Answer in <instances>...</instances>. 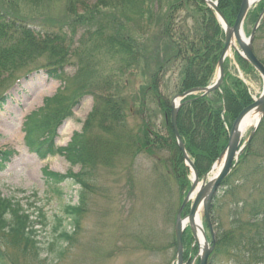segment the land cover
I'll return each instance as SVG.
<instances>
[{
    "label": "rangeland",
    "instance_id": "obj_1",
    "mask_svg": "<svg viewBox=\"0 0 264 264\" xmlns=\"http://www.w3.org/2000/svg\"><path fill=\"white\" fill-rule=\"evenodd\" d=\"M85 1L93 8L99 0ZM174 1L158 0L157 3L163 5L165 10L167 4ZM1 5L11 17L19 16L29 27L64 35L68 45L77 48L79 55L71 58L72 64L66 69V83L47 85V75L40 71L25 78L32 66L21 70L7 82L10 89L1 102L4 106L1 108L0 105V194L14 197L34 214L36 235L42 250L37 255L35 252H25L21 248L10 246L4 233L0 232L2 256L8 264H176L177 214L193 185V171L178 151L174 157L167 149L159 150V145L172 141V135L156 104L151 100L147 102L146 99L144 114L140 104L128 105L131 94L136 97V93H139L142 99L140 89L143 83H135L132 87L121 84L124 86L121 89L122 99L126 101V123L122 118V123H114L108 133L103 135L104 138H109V144L102 146L104 155L100 152L102 147L96 145L97 138L103 132L98 127V121L92 124L88 140L86 138L89 151L95 158V163L93 160L89 162L92 165L85 167L82 162L73 163L63 152L58 155L48 153L44 159L35 150L36 144L53 139L54 147L63 151L76 134H83L85 124L91 118L94 108L100 104L99 97H102L103 92L92 88L93 93H88L82 86L88 83L96 69L104 77L107 72L110 75L119 73L118 64L122 57L110 62L108 58L112 56L102 50L95 55V67L90 72H84L87 65L81 64L80 58L85 55V46H89L96 35L109 38L116 33L115 30L127 27L122 13L106 7H100L97 13L80 9L78 17L81 18L75 19L67 15L64 3L38 6L27 0H0ZM259 17L249 21L248 30H245L247 37L258 23ZM260 24L253 44L258 58L264 62V25L262 27ZM80 45L84 47H78ZM83 61L85 62V58ZM243 61L239 62L233 50L227 62L228 71L243 80L252 97L258 99L263 93L264 80L247 61ZM40 62L45 63V60ZM175 67L164 72L166 77L162 88L164 94L169 91L172 102L179 95L177 84L180 82V68L177 66L174 69ZM121 68L125 71L123 75L120 74L121 83H125L132 69L128 71L124 65ZM96 76L93 75V78ZM137 78L140 79L139 76ZM16 79L21 81L16 84ZM141 81L143 82L142 79ZM65 108L66 115H71L69 120L64 119L66 115L61 113ZM258 115L260 118L261 115ZM50 117L58 119L54 124L56 134L51 136L39 131L36 126L43 120L49 121ZM144 119L148 122L145 128L150 130L151 139L154 136L155 142L159 143L151 157L130 152L129 149L128 139L132 137V131L136 133V129L144 128ZM26 127L37 132L31 140H28ZM253 127L244 133V142H247ZM258 132L254 151L246 164H237L226 184L221 185L215 195L219 198L215 228L222 233H235L237 237L238 232L242 233L246 239L236 249L231 248L232 242L220 253L215 254L214 248L211 264H264V226L246 229L252 215L260 209V196L264 192V173L255 174L251 171L253 165L264 159V129ZM173 136L176 139L175 134ZM48 150L49 148L45 151ZM171 156L175 160L173 163ZM5 157L7 162L3 161ZM52 172L68 176L69 180L60 184L57 189V185L54 181L53 184L50 183L48 177ZM206 176L207 174L204 177ZM209 176L212 177V172ZM82 179L89 183L87 190L74 182ZM200 179L202 181L201 177ZM239 200L242 201L240 212L233 216V202ZM68 205L83 207L77 230L70 224L71 220L67 219L65 208ZM189 211L190 203L185 208L183 217ZM42 214L45 219L41 217ZM200 216L204 221L203 212ZM238 218L243 225L236 224ZM59 221H62L63 227H60ZM203 226L210 245L211 236L205 228V222ZM65 228L72 233L73 239L64 246V257L57 260L51 245L55 243L58 245L56 249L62 248L60 235ZM259 233L261 234L258 236ZM185 236V264H200V245L189 225ZM213 254L216 255L214 258Z\"/></svg>",
    "mask_w": 264,
    "mask_h": 264
},
{
    "label": "trees",
    "instance_id": "obj_2",
    "mask_svg": "<svg viewBox=\"0 0 264 264\" xmlns=\"http://www.w3.org/2000/svg\"><path fill=\"white\" fill-rule=\"evenodd\" d=\"M27 1L38 6L64 3L67 15L72 18L75 17V19L81 18L78 17L80 9L89 13H97L100 7H106L113 9V11H120L123 19L127 21V27L123 28L122 26L119 30H115L116 33L109 38H104L103 35H96L89 45L90 47L85 46V55L80 58L81 64L87 65L84 72H90L95 67L93 61L95 55L97 56L98 52L102 50H105L108 56H112L108 58L110 62L122 57L118 64L120 66L119 73L110 75L107 72V76L104 77L96 69L87 81L88 83L82 86L88 93H93L92 88L103 92L101 93L102 97H99L100 104L94 108L91 118L89 117L90 119L85 124L83 134H76L69 146L64 148L63 151H58L54 147L53 139L36 144L35 150L44 159L47 158L48 153L57 155L63 152L73 163L82 162L85 167L92 165L89 162L93 160L95 163V158L89 151V143L87 141L92 124L98 121V127L103 132L100 134L102 136L97 138V147H102L106 143L109 144V138H104L103 135L108 133L114 123H122V118L125 119L126 101L122 99L121 89L124 86L132 87L135 83H143L140 89L143 94L142 99L139 93H136V97L131 94L129 97L131 99L127 101L128 105L140 104L142 114H144V108L147 104L145 102L146 99L147 102L151 100L156 104L169 127L174 143L170 140L171 144L164 142L158 147L159 143L155 142L156 138L153 136L152 140L150 130L145 128L148 126V122L144 119L142 123L144 128L136 129V133L132 131V137L128 139L130 152L135 151L136 154H143L149 157L154 154V150L158 147L159 150H169L174 157L175 152L177 153L178 151V154L183 159L171 126L172 100L170 99L169 91L165 94L162 91L166 77L164 72L173 66H176L174 69L177 66L180 68V82L177 84V93L179 94L194 88L208 87L213 83L217 73L218 62L225 46V33L215 12L207 6L205 1L175 0L167 4L166 13L163 5L157 3L158 0H99L93 8L85 0ZM241 4L242 0H219V9L231 26L236 21ZM263 12L264 1H261L249 12L245 28L248 30L249 21L259 17ZM253 22L255 23V19ZM263 25L264 19L260 26L263 27ZM262 27H260V30ZM68 44L64 35L29 27L19 16L11 17L1 5L0 91L2 90V93L0 94V105L7 97L5 96L9 89L7 82L21 70H27L31 66L33 68L25 77L35 71L43 70L47 74L49 81L66 83V69L72 64L71 58L79 56L77 48L74 49ZM78 47L84 46L80 45ZM84 58L85 62L83 61ZM237 58L240 63L244 62L241 57L237 56ZM41 60H45V63L40 62ZM100 65L102 66L101 61ZM123 65L128 71L132 69L131 73H128L125 83H121V75L125 72L121 68ZM97 67H99V63ZM93 75L97 76L93 78ZM121 84H124V86L122 87ZM252 103L253 99L247 86L237 76L232 75L228 71L227 64H225V78L220 90L206 96H190L182 101L178 114V128L187 152L201 178L211 170L213 164L227 147L229 141L228 128H231L238 115ZM3 106L1 105V108ZM62 111L61 113L66 115V108ZM54 118L50 117L48 118L49 121L43 120L39 122L36 125L37 129L50 136L56 134L54 124L58 119L54 120ZM64 119H71V115L64 116ZM124 121L126 123V119ZM48 124L49 126L47 127ZM262 128L264 129V118L251 143L242 153L238 163L239 166H244L250 158L254 151L255 137ZM49 129L54 130L46 132ZM26 132L28 140L34 138L33 134L37 133L31 127H26ZM48 148L49 150L45 151ZM100 152L104 155L103 147ZM3 161L7 162V157L3 158ZM173 162H175L174 158ZM86 163L88 164L86 165ZM251 168V171L255 174L264 173V159ZM48 177L50 183L53 184L54 181L57 189H59L60 184L69 180L68 176L55 173L48 174ZM74 182L85 189L89 185L86 179ZM226 182L227 179L222 183V186ZM59 194H62V192L59 191ZM260 197H262L259 202L260 209L252 215L249 223L246 224V229L264 226V192H262ZM218 199V197H215L211 205V220L216 235L215 254L220 253L229 242H232L231 248L236 249L246 239L242 233L238 232L239 236L237 237L235 233H222L218 228H215V212L218 206ZM241 204V200L233 202V216L238 211L240 212ZM65 211L68 215L67 219L71 220L70 224L76 230L79 229L83 212L82 205H68ZM41 217L45 219L43 214ZM59 222L60 227H63L62 221ZM35 223L34 214L26 209L20 201L15 198L2 197L0 194V232L4 233L10 246L13 245L25 252H35L39 255L42 247L36 235ZM236 224L243 225L240 218L237 219ZM60 239V246L64 248L66 244H70L73 235L65 228L60 235ZM184 242L187 243L185 235ZM51 246L57 260L64 257L66 248H64V251L61 247L56 249L58 245L55 243ZM215 254H213V258L216 256ZM0 264H8L1 251Z\"/></svg>",
    "mask_w": 264,
    "mask_h": 264
},
{
    "label": "water",
    "instance_id": "obj_3",
    "mask_svg": "<svg viewBox=\"0 0 264 264\" xmlns=\"http://www.w3.org/2000/svg\"><path fill=\"white\" fill-rule=\"evenodd\" d=\"M206 2L217 13L218 18L226 32V42H225V48L219 60L218 76H217V80L214 83V85L207 87V88L192 89L184 94L177 96L172 104V115H171L172 128L176 136L179 149L181 150L183 154V158L185 162L192 169L193 176H194V179L192 180V183H193L192 188L190 192L188 193L187 197L185 198L183 205L177 215V222H176V243H177L176 260H177V264H184V242H183V236H184V231H185L184 221L188 220V223L190 224L192 231L194 233V238L196 242L199 243L195 227H196V221L201 212H203L204 217L210 227V230L213 236V245L210 246L209 243L207 242V236L205 234V230L203 229L202 231L204 234V238L207 242V245L204 248H201V245L199 243L200 245V253H199L200 264H209V258L215 248V237L213 234V228H212L211 217H210L212 201L217 193L219 186L230 175L231 171L233 170L236 163L238 162L241 154L246 149L247 145L251 142L255 132L257 131L259 127V124L262 118L264 117V91H263L259 100L255 101L254 104L244 109L242 113L238 116L236 121L234 122L232 130L230 132L228 145L225 151L221 154V156L219 157L217 161L218 163L224 158V164H223L222 171L214 179L212 178L210 179L209 174H208L201 181L199 173L197 169L195 168L193 161L191 160L190 156L187 153L185 144L182 140V137L178 129L177 120H178L179 109L181 106V100L188 96L196 95L198 93L207 95V94L217 91L221 87L223 80H224V76H225L224 63L232 47H235V41H237L242 51L240 52L238 50L239 54L248 63H250L256 71L259 72V74L262 76L264 80V64L256 56L254 48H253V41H254L255 33L258 29V26L262 18L264 17V13L259 18L258 23L256 24L250 38L246 39L243 36V27H244L245 19L248 15V12L254 6V4L259 2V0H242L241 8L237 16L235 25L233 27H231L229 23L227 22L225 16L219 10L217 3L213 2L212 0H206ZM253 111H256L257 114H260L261 118L258 120L256 125L254 126L253 132L251 133L248 139V142L245 145L241 146V142L243 138V134L241 131V124L243 120L245 119V117ZM214 167L212 168V170L214 169ZM189 203H191L190 213L186 218H183L182 217L183 211Z\"/></svg>",
    "mask_w": 264,
    "mask_h": 264
},
{
    "label": "bare ground",
    "instance_id": "obj_4",
    "mask_svg": "<svg viewBox=\"0 0 264 264\" xmlns=\"http://www.w3.org/2000/svg\"><path fill=\"white\" fill-rule=\"evenodd\" d=\"M231 53H232V51L229 52V55ZM258 120H259V115L257 114L256 111H253L250 114H248L241 124L242 134H244L251 126H255L256 123L258 122ZM223 164H224V158L215 165L214 170L212 171V177H211L212 179L216 178L218 176V174L222 171ZM187 223H188V220H185L184 221L185 226H187ZM195 229L197 232V238H198V241L201 245V248H204L207 245V242L204 238V234L202 231L203 230V223H202L200 215L196 221Z\"/></svg>",
    "mask_w": 264,
    "mask_h": 264
}]
</instances>
